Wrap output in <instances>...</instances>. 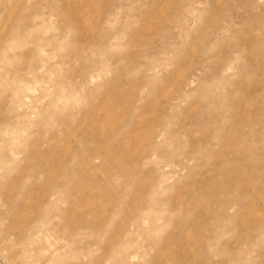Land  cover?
Listing matches in <instances>:
<instances>
[{
  "label": "rangeland",
  "instance_id": "obj_1",
  "mask_svg": "<svg viewBox=\"0 0 264 264\" xmlns=\"http://www.w3.org/2000/svg\"><path fill=\"white\" fill-rule=\"evenodd\" d=\"M0 264H264V0H0Z\"/></svg>",
  "mask_w": 264,
  "mask_h": 264
}]
</instances>
